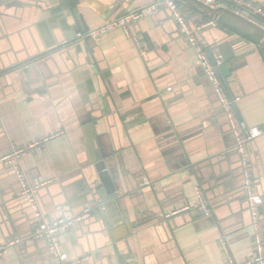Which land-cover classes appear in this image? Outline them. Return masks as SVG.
<instances>
[{"label":"crops","instance_id":"obj_1","mask_svg":"<svg viewBox=\"0 0 264 264\" xmlns=\"http://www.w3.org/2000/svg\"><path fill=\"white\" fill-rule=\"evenodd\" d=\"M152 1L0 0V157L43 140L18 168L44 182L36 199L48 218L89 209L58 234L77 264H229L221 237L235 262L246 261L256 247L230 126L171 12L132 23L143 56L119 27L77 37ZM179 9L191 26L208 18L193 0ZM197 38L228 93H241V121L263 130L247 150L264 236V29L226 8ZM98 159L112 162L120 185L102 206L83 192ZM20 190L14 167L0 162V245L18 240L0 264H50L45 240L30 237L34 216ZM197 190L209 215L192 206Z\"/></svg>","mask_w":264,"mask_h":264},{"label":"built area","instance_id":"obj_2","mask_svg":"<svg viewBox=\"0 0 264 264\" xmlns=\"http://www.w3.org/2000/svg\"><path fill=\"white\" fill-rule=\"evenodd\" d=\"M208 10V18L198 25L191 26L185 16L181 13L179 5L182 0H154L149 4L132 10L112 21H108L94 29L77 33L78 38L99 36L111 29L122 28L126 35L131 38L139 54L143 56L144 50L141 47L140 41L131 30V25L134 21L140 19L144 15L155 13L161 9H167L171 12L176 24L178 25L179 33L186 37L188 43L195 51L200 66L204 75L207 77L215 95L217 96L219 107L225 112L230 131L233 137V148L238 155L241 176H242V191L246 196L248 211L250 214L251 224L253 227V236L256 247V255L247 259L246 261L237 263L233 260L227 243L223 237L220 238V243L228 258L229 264H264V236L261 231L260 219V204L261 196L255 191L254 176L252 167L249 162V153L247 150V143L263 133L262 129L258 127H250L245 122L238 120L233 109L232 101L237 102L241 93H235L231 100L228 91L221 79L215 65L210 60L207 53V47L203 45L197 38V33L200 29L207 26H213L217 21V12L219 9L229 8V11L240 18L247 20L262 29H264V9L253 5L247 0H193ZM217 62V60H216ZM63 131H58L51 134L49 137L62 134ZM43 140H35L25 145H12L5 155L0 157V162L12 165L16 171L20 182V194L27 201L34 216L32 230L30 237L43 238L46 242L47 248L50 251L53 259L50 264H77L79 260H72L66 252L60 250V241L58 234L60 232L70 229L73 224L81 218L88 216L89 209H86L82 215H68L50 219L42 213L36 199L37 190L44 184V182L34 181L27 182L25 175L18 168L20 159L30 152L33 148L39 146ZM197 203L192 206H200L204 212L209 215L211 208L205 202L199 190L196 191ZM191 205H185L181 209L173 210L169 215L176 214L179 211L188 209ZM18 240L13 239L5 244L0 245V254L5 251V248Z\"/></svg>","mask_w":264,"mask_h":264},{"label":"water","instance_id":"obj_3","mask_svg":"<svg viewBox=\"0 0 264 264\" xmlns=\"http://www.w3.org/2000/svg\"><path fill=\"white\" fill-rule=\"evenodd\" d=\"M77 1L78 0H69L72 7L76 5ZM72 12L76 15V17L78 16L77 15L78 13L75 8H73ZM207 53L212 63L215 65L216 69L218 70V65H216L217 64L216 58L212 53V50L207 49ZM223 57L226 60H228L227 53H223ZM228 94L230 99L232 100L233 99L232 93H228ZM232 109L237 119L242 120V116L238 109L237 102L232 101ZM118 178L119 176L117 174V171H115V169L112 166V162L110 163L109 159H103V160L98 159V161H96V163L94 164V175L90 179L89 182L90 184H87L86 181L84 182L83 192L85 194H92V197L97 199L96 201L97 204L99 206H102L103 202H108V200H114L118 197V191L120 190ZM103 208H105V206ZM106 208H108L107 205Z\"/></svg>","mask_w":264,"mask_h":264}]
</instances>
